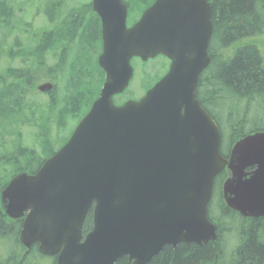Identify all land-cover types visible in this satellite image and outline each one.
<instances>
[{
  "label": "water",
  "instance_id": "obj_1",
  "mask_svg": "<svg viewBox=\"0 0 264 264\" xmlns=\"http://www.w3.org/2000/svg\"><path fill=\"white\" fill-rule=\"evenodd\" d=\"M91 4L101 20L104 82L68 141L1 192L4 213L23 219L21 245L37 244L56 264H146L166 246L213 242L207 206L223 169L225 206L244 218L264 216V132L238 140L225 159L219 129L196 98L210 62L207 0H155L130 28L121 0ZM157 55L169 59L167 73L139 101L115 106L132 77L130 60Z\"/></svg>",
  "mask_w": 264,
  "mask_h": 264
},
{
  "label": "trees",
  "instance_id": "obj_2",
  "mask_svg": "<svg viewBox=\"0 0 264 264\" xmlns=\"http://www.w3.org/2000/svg\"><path fill=\"white\" fill-rule=\"evenodd\" d=\"M40 2L29 0V6L35 4L38 9ZM43 5L42 12L49 22L54 23L66 13V18L73 21L68 17L72 13L71 10L65 11L64 8L68 7L63 6L61 1H48ZM61 8L64 11L61 12ZM78 10H81V7ZM12 17L13 9L8 0H0V26L4 25L10 29L9 22ZM210 20L212 33L207 51L210 62L199 76L196 95L201 108L219 128L221 153L226 157L229 148L238 139L248 133L264 131L263 57L259 52V44L255 42L264 31V0H212ZM78 23L76 27L73 22L67 26L71 38L69 42L65 40V53L57 56L61 57L53 68L46 67L43 63L45 48L52 44L53 48L57 46L58 42L53 35L45 32L37 35V45L30 52L25 51L19 41L8 45L9 51L6 53L9 63L18 57L24 58L25 61H22V68L9 69L7 66L3 75L0 74V122L19 119L22 124H26L23 115L29 109L26 108L25 100L29 95L36 94L32 91L39 81L38 73L42 74L41 69L45 68L42 75L46 80L56 79L60 75L63 77L65 73L61 68L65 64L68 50L74 45L73 42L78 40L75 50L90 47L86 42L81 45ZM55 26L62 27L59 23ZM247 38L248 40H245ZM80 55L81 52L78 56H73L69 65L64 95L57 97L55 91L49 94L50 103L45 107L48 111L54 109L59 99L64 101L66 106L71 103L69 109L80 98L88 102L87 110L96 98L97 89L96 93L89 91L81 80L84 70L81 72V62L78 61ZM35 70L37 74L33 73ZM151 83L147 87H150ZM94 84H99V80L95 79ZM37 111L42 112L41 109ZM37 111L33 110L34 113ZM52 154L50 139L46 131L42 130L39 134V153L18 147L15 152L5 154L26 155V158H22V165L19 164L17 156H0V167L9 165L13 169L11 174L0 177V191L10 176L19 172L34 173ZM226 176L227 173L222 171L216 177L213 193H218L217 203L212 206V194L208 206V218L216 226L215 243L209 242L201 246L180 243L175 249L166 246L146 264H264V217L243 219L225 207L219 186ZM214 206H217L216 214H213ZM20 226L21 221L0 217V264H56L55 258L41 255L36 245L27 251L18 242ZM90 229L91 212L84 222L83 234ZM116 264L128 263L122 258Z\"/></svg>",
  "mask_w": 264,
  "mask_h": 264
},
{
  "label": "rangeland",
  "instance_id": "obj_3",
  "mask_svg": "<svg viewBox=\"0 0 264 264\" xmlns=\"http://www.w3.org/2000/svg\"><path fill=\"white\" fill-rule=\"evenodd\" d=\"M41 5L37 9L35 4L29 6V0H8V4L13 9V17L9 22L10 29L6 26H0V74L3 75V70L5 67L9 66V69H19L22 68L24 58L18 57L13 62H8L7 51H9V46L14 41H19L20 45L23 46L25 51H31L34 48L37 40V35L45 32L47 34L53 35L56 39L57 46L53 48V44L45 48L43 55V63L46 67L53 68L58 59L59 54L65 53L66 42L65 40L70 41L71 36L68 35L69 28L56 31L57 26L55 24L59 23L60 19L56 20L54 23L48 21L47 17L44 16L42 12V7L48 1H61L65 7L69 8H80L76 17H74L73 26L76 27L77 22L81 30V45L82 42H86L90 47L92 44L95 45V49L87 47L85 49L75 50L78 45V40L73 42V46L68 50V55L65 59V64L62 65V70L65 73L64 76L60 75L56 79H52L55 84V96L62 97L65 93V79L68 76L69 65L73 60V56L78 57V61L81 62V80L84 81L85 85L89 91L93 90V93L97 89L98 92L100 88V83L103 82V77L100 75L98 68L95 64L96 56L100 49V28L94 23L92 18H87L84 21V24H81V13L84 15L86 11L85 5H89V0H39ZM139 1V2H138ZM135 4L141 3V0L134 1ZM81 5V6H80ZM140 8H134L131 13L127 15L126 23L130 25L133 23L135 18L139 16ZM141 10V9H140ZM139 10V11H140ZM54 11V10H53ZM60 11H64L62 8ZM74 12H77L76 10ZM54 13V12H53ZM71 20V19H70ZM65 23L69 26L71 21L67 19ZM83 23V22H82ZM53 31L51 33L49 31ZM93 31L95 35H93ZM54 40V41H55ZM245 40H248L245 39ZM255 42L259 44L260 55L264 56V31L256 38ZM53 43V42H52ZM23 51V54L25 53ZM133 69V76L129 83V86L126 89V95L123 96L124 99H139L144 94V88L147 84L158 79L160 75L167 68L166 61H162L161 58L151 59L147 63H142L137 59H133L130 63ZM45 68L41 69L42 74L45 73ZM88 70V71H85ZM35 70L33 73L37 74ZM38 73L39 81L35 84L36 87L39 84H42L44 76ZM1 76V75H0ZM54 75L52 74V77ZM57 76V75H56ZM99 80V84H94V81ZM148 82V83H147ZM146 86V87H144ZM33 95L26 97L25 105L27 104L28 112H25L23 117L26 120V124H22V121L19 119L8 120L0 122V156L4 157L17 156L18 162L20 165L24 163L26 155H5L15 152L18 147L28 148L39 153V134L42 130L46 131L48 138L50 139L52 148L55 150L56 145H59L63 142L66 136L71 132L75 127L78 120L81 118V115L86 110L87 101L80 98L72 107L68 109V106L71 103H68L66 106L64 101L61 99L58 100V103L55 104V107L52 111H48L45 107L50 103L47 96L37 93L36 90L32 91ZM95 92V93H96ZM73 103V102H72ZM31 104L30 106H28ZM39 106V108H38ZM37 109H41L42 112H38ZM65 109H68L67 111ZM33 110H36L37 113H34ZM35 165V163H33ZM0 177H6L8 174H11V167L9 165L0 167ZM217 194L213 193V205L217 203ZM217 206L213 207V214H216Z\"/></svg>",
  "mask_w": 264,
  "mask_h": 264
},
{
  "label": "flooded vegetation",
  "instance_id": "obj_4",
  "mask_svg": "<svg viewBox=\"0 0 264 264\" xmlns=\"http://www.w3.org/2000/svg\"><path fill=\"white\" fill-rule=\"evenodd\" d=\"M134 1H136V0H121V4L124 5V7L126 9V17H127V15L129 13H131L133 11L134 8H140L141 10L139 9L140 11L138 10V12L141 15V13L145 9H147L149 6H151V4L154 2V0H141V3L135 4ZM207 1H208L209 5H210V8H211V6H212V0H207ZM65 15H67V14H65ZM65 15H63V16H65ZM74 17H76V16H74ZM87 18H92L93 21H94V23H96V25L98 26V28H100V30H101V20H100V18L95 13H93L90 10V8H88V7H86V11H85L84 15H82V13H81V24L82 25L84 24V21ZM126 20H127V18H126ZM136 21H137V18L134 19L133 23H131L130 25H127V26H129V27L132 26ZM49 32L54 33L52 30L49 31ZM93 35H95V32L93 33Z\"/></svg>",
  "mask_w": 264,
  "mask_h": 264
}]
</instances>
